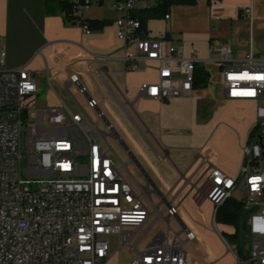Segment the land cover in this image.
I'll return each mask as SVG.
<instances>
[{"label": "built area", "instance_id": "obj_1", "mask_svg": "<svg viewBox=\"0 0 264 264\" xmlns=\"http://www.w3.org/2000/svg\"><path fill=\"white\" fill-rule=\"evenodd\" d=\"M96 1L71 2L70 22L87 35L93 31L86 13ZM253 3L242 12L249 24L248 51L238 57L231 42L212 43L210 51L216 57L211 60L200 58L195 49L186 55L166 36L143 37L132 12L149 7L150 0H116L113 5L119 14L116 25L126 71L139 70L141 61L156 64L159 79L145 86L148 98H192L197 67L210 62L218 67L224 99L255 107L252 131L241 144L244 164L239 176L230 177L205 157L208 178L194 196L199 208L204 201L211 203L216 224L219 207L235 191L243 193L250 242L246 259L236 253V264H264V56L254 47ZM164 19L169 21L170 14ZM130 45L137 56L126 51ZM5 59L6 51L0 50V264H108L113 236L118 248L127 247L133 255L130 264H188L185 245L194 242L195 235L185 227L180 232L169 227L138 250L142 239L136 240L137 233L151 211L112 158L114 151L107 143L114 135L112 125L106 124L108 132H101L66 108H38L35 74L26 66L9 70ZM70 82L87 95L77 75ZM88 104L98 108L94 99ZM98 117L105 122L102 112ZM39 138H48V145H39ZM178 208L168 207L167 219H177Z\"/></svg>", "mask_w": 264, "mask_h": 264}, {"label": "crops", "instance_id": "obj_2", "mask_svg": "<svg viewBox=\"0 0 264 264\" xmlns=\"http://www.w3.org/2000/svg\"><path fill=\"white\" fill-rule=\"evenodd\" d=\"M115 1L94 3L86 19L109 24L87 35L67 19V13L47 15L46 0H0V50L6 51L5 66L9 70L26 66L35 74L38 108H66L72 114L83 115L85 124L94 129L100 128V123L110 124L112 136L125 145L134 144L141 152L140 161L133 157L144 184L136 181L138 188L133 190L141 195L151 217L137 233L136 240L142 239L138 250H144L169 227L176 232L185 227L195 235V241L185 245L188 264H236L235 246L223 236L234 231L224 226V231H220L221 225L214 224L211 203L204 201L199 208L194 196L208 178L205 157L230 177L239 176L244 164L241 144L247 143L252 131L255 107L250 128L244 122L222 128L226 133L219 138L215 153L207 138L213 120L205 109L215 106L209 86L194 88L192 98L163 102L148 98L145 86L159 79L156 64L141 61L139 70L126 71L122 60L125 48L116 25L119 14L113 8ZM225 1L196 0L193 5H175L169 21L147 23V37L166 36L169 43L182 46L186 55L191 49L201 51L203 42L207 57L196 51L205 60L216 57L210 51L212 43L231 42L235 54L243 57L248 51L249 24L242 12L250 3ZM126 51L137 56L132 45ZM204 69L210 82L213 78L220 88L218 67L207 62ZM72 75L78 76L87 95L70 82ZM221 97L226 102L250 104L228 101L222 94ZM89 99L97 101V109L89 107ZM99 112L105 122L98 117L100 123H94L92 115ZM171 205L179 207L177 219L166 217ZM221 244L230 251H225Z\"/></svg>", "mask_w": 264, "mask_h": 264}, {"label": "rangeland", "instance_id": "obj_3", "mask_svg": "<svg viewBox=\"0 0 264 264\" xmlns=\"http://www.w3.org/2000/svg\"><path fill=\"white\" fill-rule=\"evenodd\" d=\"M109 1V0H107ZM226 3H242L248 4L251 3V0H226ZM254 25H253V34H254V47L255 50L262 53L264 56V0H254ZM195 50L200 52V56L203 58L207 57V49L205 43H201V51L199 48H195ZM236 50V49H235ZM150 77L151 74H149ZM215 78V76H214ZM215 81L213 78L209 85V93L215 100L214 107H207L205 109V113L213 120L212 125L213 129L208 134L207 138L209 139V147L217 153L218 141L221 135H224L225 127H234L235 124H240L244 122L248 128L254 122V105L253 104H236L231 102H226L221 97L220 88L215 85ZM92 119L94 123H100V119L98 118V114L94 113L92 115ZM236 126V125H235ZM225 128V129H222ZM99 130L101 132H108L107 125L104 123H100ZM97 136L104 143V138L101 136L100 132L95 130ZM204 135V133H202ZM205 138V137H204ZM108 145L112 147L114 154L112 153V158L117 162L118 166L122 168V174L127 180V182L131 185L134 190H137L138 185L136 181L143 185L144 179L139 171L136 162L131 159L129 152L126 150L125 146L114 136L108 137ZM127 148L133 154V156L140 161L141 152L136 148L134 144L126 143ZM127 165V166H124ZM264 164H261L263 166ZM135 178V180H134ZM235 200L242 202L244 199L243 193L240 191H235L233 197ZM221 225V224H219ZM229 227L230 230L235 231L234 227L221 225L219 226L220 231H224V227ZM111 242V259L108 264H130L132 260V255L129 253L127 247L118 248V241L116 237L110 238ZM223 245V244H221ZM224 246V245H223ZM225 247V251H230ZM248 247V245H247Z\"/></svg>", "mask_w": 264, "mask_h": 264}, {"label": "trees", "instance_id": "obj_4", "mask_svg": "<svg viewBox=\"0 0 264 264\" xmlns=\"http://www.w3.org/2000/svg\"><path fill=\"white\" fill-rule=\"evenodd\" d=\"M152 4L147 8H140L132 12L134 18L139 19L142 25L143 37L148 36L147 23L150 20L164 19L170 14L171 8L175 5H193L196 0H150ZM72 0H46L45 11L47 15H56L67 13V19L70 21L72 9ZM90 28L100 29L107 24L106 21H89ZM210 84V75L203 66L197 67L195 89H206ZM247 211L244 203L229 198L219 207L216 214V223L234 227L232 234H224L225 240L232 246H235L237 255L241 259H246L248 254L249 236L245 225Z\"/></svg>", "mask_w": 264, "mask_h": 264}, {"label": "bare ground", "instance_id": "obj_5", "mask_svg": "<svg viewBox=\"0 0 264 264\" xmlns=\"http://www.w3.org/2000/svg\"><path fill=\"white\" fill-rule=\"evenodd\" d=\"M39 145H48V138H39Z\"/></svg>", "mask_w": 264, "mask_h": 264}, {"label": "water", "instance_id": "obj_6", "mask_svg": "<svg viewBox=\"0 0 264 264\" xmlns=\"http://www.w3.org/2000/svg\"><path fill=\"white\" fill-rule=\"evenodd\" d=\"M122 144H123V143H122ZM123 145L125 146L126 150L129 151V149L127 148V146H126L125 144H123Z\"/></svg>", "mask_w": 264, "mask_h": 264}]
</instances>
